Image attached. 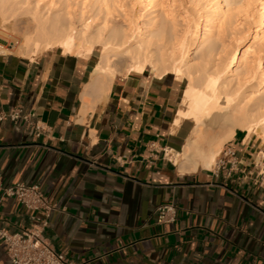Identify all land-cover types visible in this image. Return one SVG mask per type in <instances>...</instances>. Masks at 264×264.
I'll return each instance as SVG.
<instances>
[{"label":"crops","instance_id":"0c3cea01","mask_svg":"<svg viewBox=\"0 0 264 264\" xmlns=\"http://www.w3.org/2000/svg\"><path fill=\"white\" fill-rule=\"evenodd\" d=\"M96 65L94 53L60 49L0 55V110L32 112L45 129L38 138L25 122L0 124V228L33 224L34 213L1 199L24 183L55 205L46 238L76 263L264 264V143L243 132L226 143L239 161L231 177L181 173L173 158L195 130L188 118L177 125L187 79L118 74L81 114ZM170 202L177 221L158 224L157 208ZM0 264H10L1 241Z\"/></svg>","mask_w":264,"mask_h":264},{"label":"bare ground","instance_id":"6f19581e","mask_svg":"<svg viewBox=\"0 0 264 264\" xmlns=\"http://www.w3.org/2000/svg\"><path fill=\"white\" fill-rule=\"evenodd\" d=\"M251 2L0 0V29L14 34L8 32L11 40L0 37V55L18 53L31 59L41 51L60 49L89 59L100 48L81 114L106 99L118 74L150 68L159 77L173 73L187 79L186 109L177 125L188 118L195 130L178 155L183 162L176 165L184 174L210 170L239 132L264 143V0H256L260 11L251 37L226 45V39L244 33L237 16L241 10L252 12ZM185 6L191 14L200 9L204 13H197L193 22Z\"/></svg>","mask_w":264,"mask_h":264},{"label":"built area","instance_id":"2783aa9c","mask_svg":"<svg viewBox=\"0 0 264 264\" xmlns=\"http://www.w3.org/2000/svg\"><path fill=\"white\" fill-rule=\"evenodd\" d=\"M5 121H11L14 124L22 121L34 126L38 138L45 132L36 120V115L20 107L10 113L0 110V124ZM237 171H239L237 151L231 146H226L213 166V172L217 176L225 173L231 177ZM7 198L16 199L27 211L35 214L32 218L33 224L20 232L11 233L0 228V241L5 246L10 264H84L68 259L65 254L56 251L48 242L46 231L50 227V219L56 207L43 193L40 186L19 183L4 188L1 199ZM177 218L178 207L174 203H165L157 208L156 221L158 224L170 225L175 223Z\"/></svg>","mask_w":264,"mask_h":264},{"label":"rangeland","instance_id":"374dc122","mask_svg":"<svg viewBox=\"0 0 264 264\" xmlns=\"http://www.w3.org/2000/svg\"><path fill=\"white\" fill-rule=\"evenodd\" d=\"M252 2L250 3L251 5L250 6H252V12H246V11H244V10H241L239 13H238V16H237V20H239L240 21V23H242V25H243V27H242V30H244V33L243 34H241V36L239 35V36H236V37H234L233 39H226V45L227 46H231L233 43H234V41L236 40V39H239V38H243L242 40H244V39H248V38H250L251 37V35H252V33H253V29H254V26H255V22H256V18H257V13L260 11L259 9H260V7L258 6V4L256 3V0H251ZM187 7V8H186ZM200 9V7H197V9L196 10H199ZM185 11H188L189 12V14H188V16H189V18H191L192 19V21L194 22V21H196V19H197V17H198V15H196L197 13L198 14H200V13H204V10L202 11V9H200L199 11H194L192 14H191V7H189V6H185ZM196 12V13H195ZM200 12V13H199ZM182 13V12H181ZM248 13V14H247ZM251 15V16H250ZM194 18V19H193ZM196 18V19H195ZM247 18V19H246ZM255 18V19H254ZM179 20H181V19H179ZM251 20V21H250ZM255 22H254V21ZM23 27V25H20L19 26V28H22ZM249 28V30L247 31V29ZM245 30H246V32H245ZM7 33H6V32ZM181 31H182V28H180L179 27V36L181 35ZM3 32V33H2ZM4 32L6 33V34H4ZM10 31L9 30H1L0 29V34L2 33V35L0 36V37H2V36H5V38H7V39H9V40H11V37L9 36L10 34ZM13 34V33H12ZM11 34V35H12ZM8 35V36H7ZM14 35V34H13ZM3 38V37H2ZM240 48H242V45H241V47ZM42 53V51L40 52V53H37V54H33L32 56L34 57V55L35 56H38V55H40ZM16 55H19L18 53H15ZM94 55L96 56V58H97V62H98V60H99V57H100V48H97L95 51H94ZM261 57H262V61L264 62V54L263 55H261ZM30 58V57H29ZM32 58V57H31ZM124 66V65H123ZM125 75V74H124ZM186 109V105H185V107H184V110ZM214 132H216V133H218V131L220 132V130L219 129H214L213 130ZM213 132V133H214ZM255 138L256 139H258V136H255ZM260 141V143H263L262 142V140H259ZM224 148H225V146H224ZM223 148V149H224ZM222 149V150H223ZM263 157V156H262ZM178 158V159H177ZM218 159V158H217ZM173 161L176 163V161H179V164H181L183 161H182V157L181 156H176V157H174L173 158Z\"/></svg>","mask_w":264,"mask_h":264}]
</instances>
